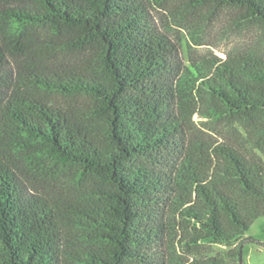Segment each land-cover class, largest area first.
Masks as SVG:
<instances>
[{
	"label": "trees",
	"instance_id": "16d2710c",
	"mask_svg": "<svg viewBox=\"0 0 264 264\" xmlns=\"http://www.w3.org/2000/svg\"><path fill=\"white\" fill-rule=\"evenodd\" d=\"M168 1L0 0V264L241 263L264 217V53L184 59L152 13ZM178 1L264 27V0Z\"/></svg>",
	"mask_w": 264,
	"mask_h": 264
},
{
	"label": "rangeland",
	"instance_id": "374dc122",
	"mask_svg": "<svg viewBox=\"0 0 264 264\" xmlns=\"http://www.w3.org/2000/svg\"><path fill=\"white\" fill-rule=\"evenodd\" d=\"M156 22L168 24L172 39L179 44L184 59L216 54L226 58L233 52L253 51L264 53V27L246 26L234 22L222 10L211 7L188 8L178 0H170L153 10ZM195 128L202 136H241L239 126L208 117H194ZM264 157V155H262ZM243 243L240 264H264V217L258 219ZM235 244L201 245L204 257L226 254Z\"/></svg>",
	"mask_w": 264,
	"mask_h": 264
},
{
	"label": "water",
	"instance_id": "95a60500",
	"mask_svg": "<svg viewBox=\"0 0 264 264\" xmlns=\"http://www.w3.org/2000/svg\"><path fill=\"white\" fill-rule=\"evenodd\" d=\"M240 262H242V258H240Z\"/></svg>",
	"mask_w": 264,
	"mask_h": 264
}]
</instances>
